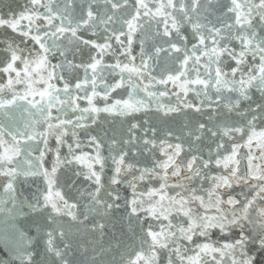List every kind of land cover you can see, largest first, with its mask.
<instances>
[{
	"label": "snow or ice",
	"instance_id": "obj_1",
	"mask_svg": "<svg viewBox=\"0 0 264 264\" xmlns=\"http://www.w3.org/2000/svg\"><path fill=\"white\" fill-rule=\"evenodd\" d=\"M0 189V264H264V0H0Z\"/></svg>",
	"mask_w": 264,
	"mask_h": 264
},
{
	"label": "water",
	"instance_id": "obj_2",
	"mask_svg": "<svg viewBox=\"0 0 264 264\" xmlns=\"http://www.w3.org/2000/svg\"><path fill=\"white\" fill-rule=\"evenodd\" d=\"M20 2L22 3L23 0H20ZM33 189L29 188L28 186L26 185H21V191H22V196L21 198L23 199L24 197H28L31 193ZM0 192H2V189H0ZM25 211H27V209H25ZM21 220H24L25 223H27V220L26 218H20ZM32 235H35V232L33 230L32 233H30ZM0 260H4V261H9L11 260V257L9 255V253L5 250V247H4V243L2 240H0ZM15 264H19L18 261L15 262Z\"/></svg>",
	"mask_w": 264,
	"mask_h": 264
}]
</instances>
